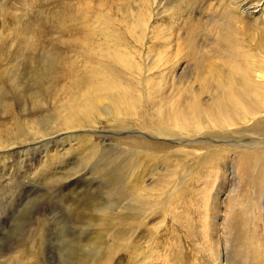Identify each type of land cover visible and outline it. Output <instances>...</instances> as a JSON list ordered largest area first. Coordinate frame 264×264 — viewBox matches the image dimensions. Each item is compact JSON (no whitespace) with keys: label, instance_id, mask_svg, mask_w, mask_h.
<instances>
[{"label":"rangeland","instance_id":"374dc122","mask_svg":"<svg viewBox=\"0 0 264 264\" xmlns=\"http://www.w3.org/2000/svg\"><path fill=\"white\" fill-rule=\"evenodd\" d=\"M243 1L0 0V264H264V120L234 114L190 147L172 122L215 104L194 66L264 69V10L242 20ZM144 133L164 141L123 142Z\"/></svg>","mask_w":264,"mask_h":264},{"label":"bare ground","instance_id":"6f19581e","mask_svg":"<svg viewBox=\"0 0 264 264\" xmlns=\"http://www.w3.org/2000/svg\"><path fill=\"white\" fill-rule=\"evenodd\" d=\"M263 1L264 0H258V2L256 1L257 2L256 5H253L251 7L247 6V4L250 5L251 0H246L245 2L243 1L246 6L242 4L243 8L239 12L240 19H242V20L250 19L251 20L253 17L258 15V13L261 14L264 10V8L261 7V4ZM147 23H148V20L144 19V18L140 20V24L138 23V25L142 28L144 35H147V33L145 31L146 27H148ZM159 31H161V30H159ZM172 54H173V56H172ZM172 54L170 57H168L167 54L165 56V54H163L162 52L155 53L153 55V58H152V62H153L152 66L149 68L145 67L144 71L146 72L152 68H154L157 72H159V71L163 72L165 70L167 71V70L171 69L178 61L177 48L175 49L174 52H172ZM220 67H221V65L219 63L211 65V72L210 73H206V72H208V64L205 65V67L203 68L202 71H200L199 67H197V66H194V68H193L194 78L204 79V78H208L207 75H209V78L213 82H215V84H217V86L214 85V87L212 88V91L211 92L209 91L210 93H208L209 95H208L207 100L209 101V103H211V104L215 103L213 106L210 107V109H211L210 110V116H207V118L209 120L203 119V118H206V116H205L206 112L202 108L203 105L201 104V101H197L195 104L196 106L193 107L192 109H188V113H185V114L183 113L182 110H180L181 108H183L181 106V103H180L178 106V109H176V111L174 113V116H172L173 127L176 128V131H173V132L177 136H183V137L185 136V137H187V139L189 137L192 138L190 140L183 142V144H185V147H190L191 145H193L195 143H197L199 146V143H203V144L206 143L207 144V142L208 143L215 142L214 139H209V138H205V137L198 138L197 136L195 137L193 134H195L196 130L197 131L209 130V129L214 128L215 125L216 126H223V128H224V126L232 125V122L234 121V119H233L234 114L238 115L239 120L245 121L247 123V125H245L243 127H247V126L253 127L254 125L260 124L264 120V116L260 117V118L257 117L255 119H250V116L253 115L252 113H254V114H263L264 113V69L263 70L252 69V68H254L253 66L251 68H243V67H240L237 65V66H235V71H234L235 76H233L232 78H224L222 70L220 69ZM232 68H233V66L231 67V70H232ZM140 81H141V83H143V79H140ZM191 94H193V92H191ZM101 97H102L101 94L95 93L93 95V97H91L88 100L87 108H83L81 110V114H83L84 116H86L90 119L92 117V115L94 114V110L92 109V106L96 105V102ZM145 99H146V97H145ZM183 100L185 101V99H183ZM190 104H191V102H190ZM169 109H170V107L165 108L163 111L164 114H167L169 112ZM195 110H196V112H194L192 114L191 118H189L188 114L190 115V112H193ZM181 115L184 116L185 123H183V121L181 119L182 118ZM166 119H167V117H166ZM239 122H241V121H239ZM87 124H89V123H87ZM189 125L191 127H193L194 133H188L190 131ZM61 126H66V124H62ZM74 128H76V127H74ZM74 128H72V129H74ZM67 129H69V128H66L64 130H67ZM154 129L157 131V136H164L163 133L158 130V128L154 127ZM138 130H140V129H138ZM132 133L139 134L141 132L139 131V132H132ZM144 134L146 136L145 138H142V139L130 138V139L125 140L123 142L135 144L138 147L148 148V147L153 145V140H156V139L163 140L160 137H155V136L149 135L148 133H144ZM37 135L43 137V135L40 133ZM193 138H194V140H193ZM72 139H75V138H72ZM146 139H150V140L147 141ZM262 139H260V140H262ZM76 140H77V143L79 144L78 145L79 148H81V149H86L88 147L89 150L94 151V150H97V148H98V146H97L98 144L96 142L98 140L91 137V136H81L79 138H76ZM223 144L225 145V147H229V148H226V150H234V153L237 152L240 155H242V154L244 155L243 152H245V151L255 152V150H256V149L250 150L249 148L252 145H248V144H242V143H223ZM256 144L257 145L254 144L255 147L264 145L263 142L262 143L261 142L256 143ZM8 145H10V144H7V146ZM54 145H57V147H56V149H57L58 148L57 143L56 144H48L47 143V145H44V148H46L48 150L49 147H52ZM60 147L63 148V146H61V145H60ZM69 148H70V146L67 149H65V152L68 151ZM10 156H13V154H11ZM136 199H139V197L136 196Z\"/></svg>","mask_w":264,"mask_h":264}]
</instances>
